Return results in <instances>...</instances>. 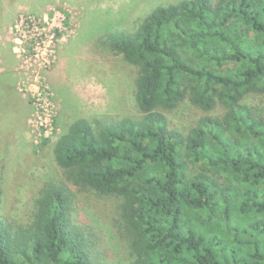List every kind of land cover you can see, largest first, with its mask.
<instances>
[{"label": "trees", "instance_id": "16d2710c", "mask_svg": "<svg viewBox=\"0 0 264 264\" xmlns=\"http://www.w3.org/2000/svg\"><path fill=\"white\" fill-rule=\"evenodd\" d=\"M136 69L141 114L74 121L53 145L61 171L27 222L2 213L0 264H264V0H181L100 39ZM189 101V133L165 112ZM1 163V162H0ZM117 202L118 260L74 222L75 195Z\"/></svg>", "mask_w": 264, "mask_h": 264}, {"label": "rangeland", "instance_id": "374dc122", "mask_svg": "<svg viewBox=\"0 0 264 264\" xmlns=\"http://www.w3.org/2000/svg\"><path fill=\"white\" fill-rule=\"evenodd\" d=\"M181 0H0V176L7 221L27 222L39 187L61 171L53 145L78 119L141 116L134 98L136 69L100 39L131 31L160 5ZM217 2L218 0H214ZM245 104L264 115V96ZM189 101L165 112L170 126L188 134L205 116ZM115 200L75 195L74 222L94 239L102 259L118 260Z\"/></svg>", "mask_w": 264, "mask_h": 264}]
</instances>
